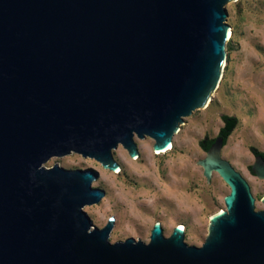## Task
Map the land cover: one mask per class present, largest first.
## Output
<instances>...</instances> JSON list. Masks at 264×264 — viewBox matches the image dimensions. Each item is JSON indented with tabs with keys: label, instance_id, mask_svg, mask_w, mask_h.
I'll list each match as a JSON object with an SVG mask.
<instances>
[{
	"label": "water",
	"instance_id": "water-1",
	"mask_svg": "<svg viewBox=\"0 0 264 264\" xmlns=\"http://www.w3.org/2000/svg\"><path fill=\"white\" fill-rule=\"evenodd\" d=\"M230 1L0 0V264H264V208L223 136L197 162L230 186L201 246L160 222L111 242L115 217L100 228L84 209L105 196L99 171L45 165L76 152L116 171L135 136L168 148L222 80ZM251 169L264 179V157Z\"/></svg>",
	"mask_w": 264,
	"mask_h": 264
},
{
	"label": "rangeland",
	"instance_id": "rangeland-1",
	"mask_svg": "<svg viewBox=\"0 0 264 264\" xmlns=\"http://www.w3.org/2000/svg\"><path fill=\"white\" fill-rule=\"evenodd\" d=\"M226 8L232 36L226 43L228 58L222 80L209 105L185 118L172 149L157 152L152 137L135 136L137 158L122 145L113 150L121 165L119 171L76 152L54 156L45 163L47 167L59 164L67 169L99 171L92 186L104 189L105 196L84 209L100 228L115 217L111 242L128 237L149 242L156 222L161 223L166 236L176 225H183L187 244L201 246L205 242L209 219L225 208L224 196L230 186L217 172L208 182L203 167L197 164L206 155L200 141L219 135L224 114L236 116L238 124L222 156L249 182L256 209L264 208V179L251 172V147L264 152V0H233Z\"/></svg>",
	"mask_w": 264,
	"mask_h": 264
},
{
	"label": "trees",
	"instance_id": "trees-1",
	"mask_svg": "<svg viewBox=\"0 0 264 264\" xmlns=\"http://www.w3.org/2000/svg\"><path fill=\"white\" fill-rule=\"evenodd\" d=\"M224 125L221 128L220 134L223 136L224 141L227 142L228 137L231 135V133L234 131L235 127L238 124V118L236 116L226 115L224 114L222 116ZM214 139H210L208 136L200 141V145L204 149H208L211 144L213 143ZM251 150L253 153L258 155H263L264 152L259 151L256 147H251Z\"/></svg>",
	"mask_w": 264,
	"mask_h": 264
},
{
	"label": "bare ground",
	"instance_id": "bare-ground-1",
	"mask_svg": "<svg viewBox=\"0 0 264 264\" xmlns=\"http://www.w3.org/2000/svg\"><path fill=\"white\" fill-rule=\"evenodd\" d=\"M232 36V30L229 31V39L231 38ZM173 148V143L171 145H169L168 148L164 149L163 151L167 152L168 150L172 149ZM157 152H162V151H157ZM133 158V157H132ZM137 158V157H136ZM100 162V161H99ZM102 164V163H101ZM121 165L119 166V168L116 170V171H119L121 168ZM105 168V167H104ZM214 172H217L216 170L213 171V174ZM218 173V172H217ZM222 177V176H221ZM223 178V177H222ZM227 183V182H226ZM228 184V183H227ZM229 185V184H228ZM264 205V204H263ZM183 229H185V227L182 225Z\"/></svg>",
	"mask_w": 264,
	"mask_h": 264
},
{
	"label": "flooded vegetation",
	"instance_id": "flooded-vegetation-1",
	"mask_svg": "<svg viewBox=\"0 0 264 264\" xmlns=\"http://www.w3.org/2000/svg\"><path fill=\"white\" fill-rule=\"evenodd\" d=\"M220 131H221V129H220ZM220 131H219V135H218V136H222V135L220 134ZM218 136H217V137H218ZM206 137H207V136H205L204 138H206ZM217 137H215V138H210V139H214V141H213V143H214ZM204 138H203V139H204ZM203 139H202V140H203ZM227 140H228V139H227ZM213 143H212V144H213ZM212 144H211V146H212ZM226 144H227V142L224 141V146H225ZM200 146H201V145H200ZM211 146H210V147H211ZM224 146H223V147H224ZM201 147H202V146H201ZM210 147H209V148H210ZM202 148H203V147H202ZM209 148H208V149H209ZM203 149H204V148H203ZM208 149H204L205 152H206ZM251 151H252V150H251ZM252 154H253V156H256V155L258 156V154H255V153H253V152H252ZM260 155H261V154H260ZM261 156H263V155H261ZM263 157H264V156H263ZM231 164H232V163H231ZM251 166H252V165H251ZM251 172H252V169H251ZM252 173H253V172H252Z\"/></svg>",
	"mask_w": 264,
	"mask_h": 264
}]
</instances>
